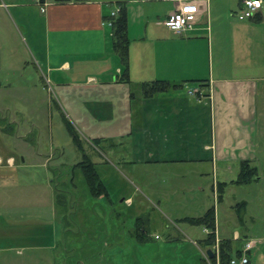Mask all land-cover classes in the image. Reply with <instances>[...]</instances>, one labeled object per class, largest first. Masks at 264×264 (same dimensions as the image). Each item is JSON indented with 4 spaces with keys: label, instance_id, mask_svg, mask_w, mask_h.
<instances>
[{
    "label": "crops",
    "instance_id": "crops-1",
    "mask_svg": "<svg viewBox=\"0 0 264 264\" xmlns=\"http://www.w3.org/2000/svg\"><path fill=\"white\" fill-rule=\"evenodd\" d=\"M220 1L222 5L214 0H45L42 10L37 0H0V123L6 109L13 113L6 99L23 81L34 98L48 91V80L58 88L78 86L98 111L128 115L131 149L142 153L140 161L194 163L191 173L197 178L213 173L211 187L220 196L219 184H236L241 161L254 163L264 145V19L261 14L240 19L236 12L243 0H229L232 8ZM119 2L128 15L126 64L112 43L111 12L117 14ZM182 9L193 26L175 33L164 20ZM31 67L33 74L27 73ZM155 79L174 86L145 96L143 83ZM202 83H207V95L199 101L187 89ZM122 97L126 102L121 107ZM23 111L17 108L15 115ZM108 118L113 122L116 117ZM8 122L18 124V119ZM29 123L35 127L38 121ZM15 163L14 157L7 165ZM259 179L257 175L245 184ZM196 188L206 191L207 186L199 181ZM241 201L242 224L249 200L243 197L236 205ZM215 212V246L224 238L240 239L239 229L232 237L221 235ZM204 230L200 242L210 231ZM244 235L238 248L254 241L249 264H264V250L254 251L260 239ZM200 245L201 262L208 264L205 251L212 247Z\"/></svg>",
    "mask_w": 264,
    "mask_h": 264
},
{
    "label": "rangeland",
    "instance_id": "rangeland-1",
    "mask_svg": "<svg viewBox=\"0 0 264 264\" xmlns=\"http://www.w3.org/2000/svg\"><path fill=\"white\" fill-rule=\"evenodd\" d=\"M224 3L234 7L229 0ZM29 71L34 73L32 67ZM20 85L6 99L13 113L6 109L9 118L0 123V264H203L200 243L207 245L200 238L206 226L187 217L203 215L210 206L217 210L222 236L243 232L232 239L234 249L246 234L260 239L254 251L264 250V145L251 162L260 179L227 182L219 200L211 187L213 173L197 178L191 173L194 163L140 161L142 153L131 149L128 115L98 111L78 86L58 88L48 80V91L34 98L28 82ZM125 102L122 97L121 107ZM17 108L24 111L16 116ZM108 116L116 118L112 122ZM10 117L18 124L8 122ZM31 119L38 121L35 127ZM84 151L96 163L107 194L93 195L76 166ZM9 155L14 166L7 165L14 161ZM199 181L206 191L196 188ZM243 197L249 205L241 224L235 205ZM215 243L210 245L214 250ZM206 259L218 264L217 256L215 263Z\"/></svg>",
    "mask_w": 264,
    "mask_h": 264
},
{
    "label": "trees",
    "instance_id": "trees-1",
    "mask_svg": "<svg viewBox=\"0 0 264 264\" xmlns=\"http://www.w3.org/2000/svg\"><path fill=\"white\" fill-rule=\"evenodd\" d=\"M66 1V0H58ZM120 3V10L115 15H111L112 28H113V46L115 50L120 55L122 61L126 64L128 61V15L124 5ZM127 68V67H126ZM202 86L207 85V83H202ZM174 86L173 83L163 79H155L143 83V94L145 96H151L160 91L168 90L170 87ZM74 140L82 147L80 143V137L76 130L72 127L70 128ZM76 166L82 168L85 175L86 181L88 183L91 193L95 196H98L101 193L107 194V188L104 183V180L96 166V163L85 153L83 159L76 163ZM258 174V168L252 164L248 159L242 160L240 164V171L238 173L235 182L237 183H247L252 179L256 178ZM226 182H221L219 184L220 196L222 195L223 188ZM219 196V197H220ZM245 206V201L237 203L236 207L239 210L240 217L243 216L242 207ZM215 207L210 206L203 215L200 216H188L187 219L196 224H203L210 231L207 233L206 238L201 242L206 245H212L216 241V215ZM242 249H234L233 241L229 238H224L219 242V254H220V264H228L230 258L233 255L240 254ZM212 261L216 262V256H212Z\"/></svg>",
    "mask_w": 264,
    "mask_h": 264
},
{
    "label": "built area",
    "instance_id": "built-area-1",
    "mask_svg": "<svg viewBox=\"0 0 264 264\" xmlns=\"http://www.w3.org/2000/svg\"><path fill=\"white\" fill-rule=\"evenodd\" d=\"M42 5V10H45V0H37ZM263 2L264 0H259L257 5L256 0H243L241 8L236 12L237 16L240 19H247L254 17L256 14H261L264 19L263 11ZM112 15L116 14V11L111 12ZM165 25L175 33H182L185 30L193 26L189 14L182 10H176L167 16L164 20ZM188 93L194 95L198 98H206V90L201 84L190 86L188 88ZM254 245V241L247 242V245L240 254L233 255L228 264H249L250 263V248ZM214 255L217 256V263L220 264V254H219V245L217 249L214 250ZM207 256V255H206ZM210 261V257H207Z\"/></svg>",
    "mask_w": 264,
    "mask_h": 264
},
{
    "label": "water",
    "instance_id": "water-1",
    "mask_svg": "<svg viewBox=\"0 0 264 264\" xmlns=\"http://www.w3.org/2000/svg\"><path fill=\"white\" fill-rule=\"evenodd\" d=\"M207 252L209 253L210 256H213L214 255V251L212 248H208L207 249Z\"/></svg>",
    "mask_w": 264,
    "mask_h": 264
},
{
    "label": "clouds",
    "instance_id": "clouds-1",
    "mask_svg": "<svg viewBox=\"0 0 264 264\" xmlns=\"http://www.w3.org/2000/svg\"><path fill=\"white\" fill-rule=\"evenodd\" d=\"M257 5L259 4V0H256Z\"/></svg>",
    "mask_w": 264,
    "mask_h": 264
}]
</instances>
